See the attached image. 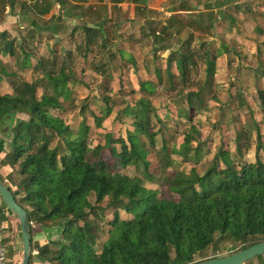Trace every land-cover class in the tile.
<instances>
[{"label": "trees", "instance_id": "trees-1", "mask_svg": "<svg viewBox=\"0 0 264 264\" xmlns=\"http://www.w3.org/2000/svg\"><path fill=\"white\" fill-rule=\"evenodd\" d=\"M29 1L0 0V18L5 6L10 13L15 6L23 13L31 11L34 15H42L48 12L50 2ZM73 1L72 4L70 0H56L60 14L51 18L54 27L50 32L58 33V25L65 22L67 16H80L71 10L81 7L85 0ZM181 4L178 5L179 10L186 9ZM213 5L212 0H205L206 7ZM89 10L90 7H87V13ZM172 19L173 13L168 16V23L161 26L162 31L168 28V24L171 26ZM201 20L197 17L188 24L207 30V27H202ZM93 21L94 24H84L82 28L84 49L94 44L91 37L101 32V12H97ZM28 27L27 37L19 38H8L7 30H1L0 53L13 55L12 42L15 40L25 64L28 56L25 46L31 47L28 41L36 34L34 27ZM122 36L114 30L115 38ZM190 36L192 34L182 42L183 48L172 49L173 45L167 44L162 35L153 31L152 49H169L167 61L174 62L183 84L189 65L193 63L190 51H187ZM72 39L71 30L67 42ZM127 39L128 42H135L132 35H127ZM99 46L105 51L109 45L103 38L99 40ZM117 52L124 55L122 49ZM202 56L205 62L204 81L184 93L188 110L179 111L177 115L184 117L187 127L182 131L173 152L163 135L160 136L159 147L154 148L155 136L160 131L150 124L149 112L152 107L143 97L137 101L139 108L130 112L136 118L132 130L126 131L124 137L115 139L107 135L104 143L96 142L90 147L87 139L89 127L84 118L72 131L60 116L49 112L61 109L60 96H67L68 73L64 72H69L70 67L64 63L56 71L52 69L56 55L51 59L50 69L44 72L50 93L42 92L37 96L34 83L26 82L13 85L12 93H0V133L8 137L5 141L8 149L1 162L15 168L19 177L16 181L14 177L10 179L15 189L8 187L14 199L25 209L29 221L43 227L58 225L60 228L56 239L41 246L36 245L37 254L34 257L49 264H188L198 261L195 256L206 250L214 256L222 251L223 246L231 253L264 240V160L256 153L253 161H235L226 147L227 141L220 139L210 163L201 173L194 166H190L187 172L172 167L171 155H176L179 162H196L201 151L198 143H204V139H196L199 130L190 123L188 116L190 110L196 112L206 106V93H210L206 86L214 74V58L209 57L206 51ZM96 66V70H100ZM167 72L171 78L170 87L174 88V76L170 70L167 69ZM156 77V84H160L158 75ZM102 86L108 91L106 85ZM139 88L145 93L154 91L150 81H141ZM101 93L100 115L91 112L97 127L115 103L109 101L106 93ZM258 96L264 105L263 91H259ZM209 99L217 100L213 93L208 95ZM127 109H124L125 113ZM16 113H24L27 117L17 118ZM156 121L161 123L158 117ZM255 130V139L259 140V132ZM247 138L248 134L245 133L246 146ZM192 140L197 142L190 146L189 141ZM234 140L237 141L236 136ZM116 143L118 150L114 151L111 145ZM106 149L111 156L109 160L103 155ZM202 150L206 152V149ZM125 166L140 171V177H129L118 169L113 170V167ZM141 179L159 187H144ZM105 198L108 199L105 206L113 201L119 202L120 209L130 216L121 218L114 215L108 220L109 234L96 249L98 225L94 214L102 210L100 203ZM0 205L5 208L2 202ZM223 242H227L226 245L222 246ZM32 246L30 239V250ZM11 253L12 250H8L9 258ZM31 259L32 255L29 254L27 264H31ZM254 259L257 264H264V254ZM243 264H250V260Z\"/></svg>", "mask_w": 264, "mask_h": 264}, {"label": "rangeland", "instance_id": "rangeland-1", "mask_svg": "<svg viewBox=\"0 0 264 264\" xmlns=\"http://www.w3.org/2000/svg\"><path fill=\"white\" fill-rule=\"evenodd\" d=\"M46 1L50 2L49 15H35V20L40 27H49L52 30L54 22L51 18L60 14V10L57 2L51 9V1L55 2V0ZM87 1L104 6L102 10L92 14V19L96 17L97 12L105 14L101 32H97L93 37L88 33L94 40V44L84 49L85 35L82 28L84 24L92 20L88 18L90 14L87 13V7L71 10L77 15L84 16L85 13L88 17L83 19L86 21L67 19L58 25L60 27L58 33H52L49 30L38 31L40 28L37 29L38 26H34L36 34L33 35L32 40L28 41L31 47L25 46V51L28 53L25 64L22 62L23 54L16 46L15 40L12 42L15 51L13 55L0 53V93H12L13 85L21 82L34 83L37 96L42 92L50 93L51 88L47 84L44 72L50 69L51 59L53 55H56L57 60L52 69L56 71L64 63L70 67L69 72H64L68 73L67 96H60L61 109H53L49 112L60 116L72 131L76 130L79 121L84 118L89 127L87 139L90 147L96 142L104 143L107 135L115 139L118 136L124 137L126 131L132 130L136 118L130 112L139 108L137 101L143 97L152 107L149 112L150 124L160 131L155 136L154 148L159 147L160 136L163 135L169 143L170 151L173 152L181 139L182 131L187 127L184 117H179L177 113L188 110L185 103V91L193 89L204 81L205 62L202 53L206 51L209 57L214 58V74L206 88L210 89V93H213L217 100H207L210 93H206V106L196 112L189 111L190 123L199 130L196 139H204V143H198L201 151L196 162H179L176 155H171L173 169L187 172L190 166H194L196 171L201 173L210 163L220 139L227 141L226 147L235 161H253L255 153L264 160V105L261 104L258 96L259 91L264 93V0H212L214 5L210 8L205 6V0H159L157 2L144 0V3L148 2L155 8L144 10L141 9L145 7L142 6V1L137 0L132 18L126 13L121 14L119 9L112 8L102 0H86L85 2ZM179 4L186 9L179 10ZM28 12L32 15L31 11ZM172 13L174 19L170 22L171 26L168 24V28L162 31L161 26L168 23V16ZM197 17L202 19V27H207V30L188 24V21L195 20ZM15 24V18H12L11 25L5 24L8 38L26 36L29 27L23 23L20 27ZM71 30L73 39L67 42L66 39ZM114 30L119 31L123 36L120 39L115 38ZM153 31L154 34L162 35L167 44L173 45L172 49L183 48L182 42L192 34L187 51H190L193 63L189 65V72L184 78L185 84L181 82L174 62L167 61L169 49L162 51L152 49ZM127 35H132L135 42L128 43ZM103 38L106 45L107 43L109 45L105 51H102L99 46V40ZM118 49H122L124 55H120L117 52ZM96 65L100 70H96ZM167 69L174 76L173 81L176 82L174 88L170 87L171 78ZM156 75L160 84H156ZM141 81H150L154 91L152 93L141 91L139 88ZM102 85H106L108 91ZM101 92L106 93L105 95L110 97L109 101L115 103L97 127L91 112L100 115ZM88 107L92 111L87 109ZM126 107H128L127 113L124 112ZM15 117L25 119L27 115L16 113ZM157 117L161 123L156 121ZM255 129L259 132V140L255 139ZM245 133L248 134L247 146L244 142ZM0 135L7 140L8 137L5 138V135L1 133ZM235 136L237 141L234 140ZM196 142V140L189 141V145L193 146ZM258 144L261 146L259 147ZM111 147L114 151L118 150L117 143ZM203 148L206 152L202 150ZM103 155L108 160L111 157L107 149L103 151ZM117 169L129 177L141 175L140 171L131 166L113 167V170ZM13 179L16 181L19 177L16 175ZM141 183L147 188L159 187L144 179H141ZM90 200H93L92 196ZM107 201V198L101 201L102 210L99 209L94 214L98 225L96 249L109 234L108 220L114 215L121 218L130 216L120 209L119 202L113 201L105 206ZM0 217L5 216L3 217L0 213ZM2 232L6 247L12 250L10 264H18L21 250L20 236L15 237L17 241L15 248L13 237L6 233L7 230L4 228ZM226 243L223 242L221 245ZM229 252V249L223 246L222 251L214 256L227 255ZM211 256L213 255H210V251L206 250L203 254L195 256V259L202 260ZM250 264H257L256 260H250Z\"/></svg>", "mask_w": 264, "mask_h": 264}, {"label": "crops", "instance_id": "crops-1", "mask_svg": "<svg viewBox=\"0 0 264 264\" xmlns=\"http://www.w3.org/2000/svg\"><path fill=\"white\" fill-rule=\"evenodd\" d=\"M18 1H22V2H30L29 0H18ZM46 1V0H44ZM86 1V0H85ZM159 0H155V2H157ZM52 2V7L51 9H53V6H54V3H56V0L55 2L54 1H51ZM70 2L73 4L74 1L73 0H70ZM102 2H107L109 5H111L112 8H116V9H119L118 11L121 12V14L123 13H126L127 15H129L131 18L133 16V13H134V6L136 5V3L134 2H131V0H124V1H120V2H114L113 0H102ZM97 3H90L89 1L87 2H83L81 4V7L82 8H85V7H90L91 11L89 10V14L90 16L88 17L85 13H84V16L83 15H80L78 16L77 18L76 17H69L67 16L65 19H71V20H78V19H83V17H88L89 19H92V12H94L96 9L97 10H102V8L104 6H100V5H96ZM142 6H145L146 8H152V9H155L153 7L152 4H149L148 2H145L144 1L142 2ZM59 6V5H58ZM108 8V7H107ZM20 8L18 6H15L14 10L12 13L9 12L7 6L4 7V14L2 16V18H0V31L1 30H4L6 27H5V24H9L11 25V20L12 18H15V26H18L19 27L21 26V23L27 25V26H38L37 29H39L38 31H44V30H50L49 27L47 28H43L40 27L36 20H35V15L34 14H30V12H27V13H23L22 11H19ZM93 10V11H92ZM104 12H101V15L103 17V19L105 18V14H103ZM49 15V10L48 12H46L45 14H42V15ZM38 16V15H36ZM95 18H93L91 21H88V23H86V25H91V24H94V20ZM31 20V21H30ZM84 21H86L85 19H83ZM123 21V19L121 20ZM53 22V21H52ZM51 22V23H52ZM96 23V22H95ZM33 24V25H32ZM53 24V23H52ZM36 28V27H35ZM127 38V36H126ZM67 40V39H66ZM132 41V40H130ZM130 41L127 42L130 43ZM3 141V142H2ZM6 140L3 139V137H1L0 135V176L2 177V179L5 181V183L11 187V189H15V186H13L11 183H10V179L13 178L14 176H16V171H15V168H10L8 167L7 165H3V163L1 162V159L4 157L8 147H7V144L5 142ZM0 213L2 214V216L4 218H1L0 217V222H1V225H2V228H4V230H7L6 233H9L12 237H13V242H14V246L15 248L17 247V241H15V237L17 235H19V231H18V225H17V219L10 213L6 210V208H3L1 207L0 205ZM60 232V228L58 225H51V226H48V227H43V226H40L34 222L31 221V224L29 226V233H30V239H31V243H32V250H36V245L38 246H41V245H44V244H47L49 241H53L54 239H56L58 236L57 234ZM6 233L4 232V234L6 235ZM55 236H57L56 238H54ZM19 243V242H18ZM20 249H21V246H20ZM35 255H32V259H31V264H49L47 261L45 260H39L37 259L36 257H34Z\"/></svg>", "mask_w": 264, "mask_h": 264}, {"label": "water", "instance_id": "water-1", "mask_svg": "<svg viewBox=\"0 0 264 264\" xmlns=\"http://www.w3.org/2000/svg\"><path fill=\"white\" fill-rule=\"evenodd\" d=\"M0 201L17 219L21 246L18 264H27L30 254L28 216L25 209L14 199L11 190L3 179H0ZM261 254H264V240L252 243L245 248L231 252L227 255H215L188 264H243Z\"/></svg>", "mask_w": 264, "mask_h": 264}, {"label": "built area", "instance_id": "built-area-1", "mask_svg": "<svg viewBox=\"0 0 264 264\" xmlns=\"http://www.w3.org/2000/svg\"><path fill=\"white\" fill-rule=\"evenodd\" d=\"M31 224V221H29V225ZM31 255H36L37 252L35 250H30ZM12 262V259L8 256V248L5 245L4 238H3V232H2V225L0 222V264H10Z\"/></svg>", "mask_w": 264, "mask_h": 264}]
</instances>
